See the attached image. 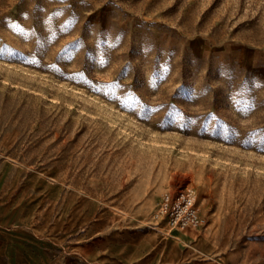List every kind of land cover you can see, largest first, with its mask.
I'll use <instances>...</instances> for the list:
<instances>
[{"label": "rangeland", "instance_id": "374dc122", "mask_svg": "<svg viewBox=\"0 0 264 264\" xmlns=\"http://www.w3.org/2000/svg\"><path fill=\"white\" fill-rule=\"evenodd\" d=\"M184 186L264 264V0H0V264H71Z\"/></svg>", "mask_w": 264, "mask_h": 264}, {"label": "crops", "instance_id": "0c3cea01", "mask_svg": "<svg viewBox=\"0 0 264 264\" xmlns=\"http://www.w3.org/2000/svg\"><path fill=\"white\" fill-rule=\"evenodd\" d=\"M154 222L129 225L119 220L111 225L107 220L75 246L71 264H263L209 233L196 232V228L168 230L161 226L164 220ZM13 252L9 250L11 262L15 261ZM26 262L31 264L30 259Z\"/></svg>", "mask_w": 264, "mask_h": 264}, {"label": "built area", "instance_id": "2783aa9c", "mask_svg": "<svg viewBox=\"0 0 264 264\" xmlns=\"http://www.w3.org/2000/svg\"><path fill=\"white\" fill-rule=\"evenodd\" d=\"M154 216L163 219L170 229H193L203 224L196 191L189 186L164 191L155 204Z\"/></svg>", "mask_w": 264, "mask_h": 264}]
</instances>
